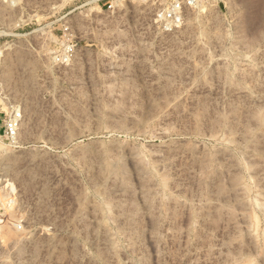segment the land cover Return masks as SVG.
I'll return each mask as SVG.
<instances>
[{
  "label": "rangeland",
  "instance_id": "obj_1",
  "mask_svg": "<svg viewBox=\"0 0 264 264\" xmlns=\"http://www.w3.org/2000/svg\"><path fill=\"white\" fill-rule=\"evenodd\" d=\"M157 10L0 0V264H264V0Z\"/></svg>",
  "mask_w": 264,
  "mask_h": 264
},
{
  "label": "built area",
  "instance_id": "obj_2",
  "mask_svg": "<svg viewBox=\"0 0 264 264\" xmlns=\"http://www.w3.org/2000/svg\"><path fill=\"white\" fill-rule=\"evenodd\" d=\"M158 5L159 18L165 26L177 25L183 17V12L199 7L202 0H155ZM110 9L111 6L109 5ZM73 52V47L66 45L59 51L56 60L59 63L68 61ZM21 113L14 111L2 122V134L8 140H14L20 126Z\"/></svg>",
  "mask_w": 264,
  "mask_h": 264
},
{
  "label": "bare ground",
  "instance_id": "obj_3",
  "mask_svg": "<svg viewBox=\"0 0 264 264\" xmlns=\"http://www.w3.org/2000/svg\"><path fill=\"white\" fill-rule=\"evenodd\" d=\"M98 138H99V135L97 133L82 134L77 137H74V139H87L83 141L89 142V145H95V143L98 142Z\"/></svg>",
  "mask_w": 264,
  "mask_h": 264
}]
</instances>
